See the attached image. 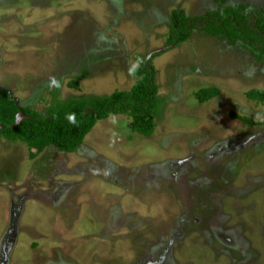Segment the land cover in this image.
Here are the masks:
<instances>
[{
    "label": "rangeland",
    "instance_id": "374dc122",
    "mask_svg": "<svg viewBox=\"0 0 264 264\" xmlns=\"http://www.w3.org/2000/svg\"><path fill=\"white\" fill-rule=\"evenodd\" d=\"M254 15L264 0H229ZM214 0H0V88L45 114L130 90L152 59L163 101L145 137L99 121L75 153L34 159L0 139V264H264V60L195 29L165 50L170 14ZM77 81L79 89L68 86ZM217 88L201 103L196 93ZM232 114L256 123L247 125Z\"/></svg>",
    "mask_w": 264,
    "mask_h": 264
},
{
    "label": "trees",
    "instance_id": "16d2710c",
    "mask_svg": "<svg viewBox=\"0 0 264 264\" xmlns=\"http://www.w3.org/2000/svg\"><path fill=\"white\" fill-rule=\"evenodd\" d=\"M214 1L217 9L201 16H189L181 8L173 9L165 50L153 54L152 58L187 42L198 29L232 45L238 42L247 44L255 59L264 60V10L250 15L246 12V5L230 6L229 0ZM134 75L137 80L130 90H117L110 95L61 100L55 93L45 114L23 107L10 90L0 88V139L25 143L31 159L49 147L75 153L99 121L119 114L131 119L133 132L150 137L156 129L155 119L160 116L163 105L152 59L141 61ZM68 86L79 89L77 81H71ZM218 95L217 88L196 93L201 103ZM247 97L264 104V90H251ZM231 116L247 125L256 124L246 117Z\"/></svg>",
    "mask_w": 264,
    "mask_h": 264
},
{
    "label": "water",
    "instance_id": "95a60500",
    "mask_svg": "<svg viewBox=\"0 0 264 264\" xmlns=\"http://www.w3.org/2000/svg\"><path fill=\"white\" fill-rule=\"evenodd\" d=\"M21 115L23 116V113H22V111H21Z\"/></svg>",
    "mask_w": 264,
    "mask_h": 264
}]
</instances>
